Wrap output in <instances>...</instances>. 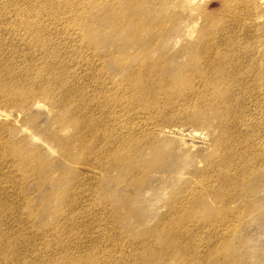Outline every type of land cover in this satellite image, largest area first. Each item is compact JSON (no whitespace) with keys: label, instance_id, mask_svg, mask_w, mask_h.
<instances>
[{"label":"rangeland","instance_id":"obj_1","mask_svg":"<svg viewBox=\"0 0 264 264\" xmlns=\"http://www.w3.org/2000/svg\"><path fill=\"white\" fill-rule=\"evenodd\" d=\"M146 9L158 27L133 37L97 25L112 11L102 0H0V81L17 87L0 89V216L16 236L15 248L0 247L5 264H264V0H152ZM208 38L209 51L243 71L237 97L226 96L233 114L217 119L205 103L220 105V73L231 67L189 79ZM144 54L175 74L166 86L194 87L155 130L126 78ZM57 78L80 95L93 129L85 119L62 125L40 94L28 99ZM173 91L171 102L188 89ZM138 129L128 150L151 142L136 157L135 169L150 167L139 179L126 177L121 144L110 142ZM258 148L263 159L243 156Z\"/></svg>","mask_w":264,"mask_h":264},{"label":"bare ground","instance_id":"obj_2","mask_svg":"<svg viewBox=\"0 0 264 264\" xmlns=\"http://www.w3.org/2000/svg\"><path fill=\"white\" fill-rule=\"evenodd\" d=\"M102 1H104L107 4V6L111 8L112 11L106 12L103 15H99L97 17V19H98L97 25L102 24L101 23L102 21H107L108 24H106V26H108V28L111 29V32H114L116 34H122V33H125V31H129V33L131 32L133 37H136L137 35L144 34V33H146L147 35H152L154 33L153 29L158 27V24H155L154 22H150L148 19V11L146 9V6L150 5L152 3V0H102ZM108 1L110 2V5H109ZM225 1L227 2V0H225ZM232 1L233 0H230V7L232 5ZM188 3H189V0H188ZM43 8L46 9V7H43ZM29 10H30V8L26 9V11H25L26 14L29 13ZM191 13H193V12H191ZM6 18H7V15L4 14L3 15L4 20H8V19L12 20V16H10L8 19H6ZM94 23H96L95 19H94ZM210 34L212 35V32ZM96 39H97V43H98L99 38L96 37ZM21 40L23 42H25V39H21ZM211 40H212L211 38H208L207 41L205 42V44H203V45H206L205 57H204V51H203L202 52L203 57L201 59V63L199 65V67L195 70V72L192 75H190L189 79L195 80L196 78L199 77L198 75L206 74V71H203L202 69H205L207 67H212V69L217 67L218 69H215L216 71H218L219 68L224 66V65L231 67L230 69H223L222 72L220 73L221 81L227 80L225 82L226 87H224L223 90L220 91L222 93V95L224 96L223 99L220 101V105L217 106V105H214V104H211L208 102L205 103L207 108H210V110L215 111V114H217V116H215V118L217 119L219 117V115L224 110H229V112H228L229 115L233 114V112H234L232 110L233 104L230 101H228L226 96L228 94H231V95L235 94L236 89L239 86L240 78L243 75V71H242L241 64L239 62H236L234 57L231 59H228L227 58L228 56L225 57L227 55V53L223 52V54L222 53L219 54V53H216L215 49H212L211 51H209L208 47L211 44ZM92 42L96 43V40L93 39ZM229 48H230V46H229ZM223 57H225V59ZM132 60L134 61L135 65H133V62L131 61V65H133L134 68L130 67V69L135 70V73H133L131 75L128 74L126 76V78H127V81L129 83H132L134 85L135 89L138 90V96H141L143 98V100H145V102L141 105H144L145 113L149 114V116H150L146 120H148V122L153 123V129L155 130L156 127H158L161 123V117H159V116L161 114H163V112H165L166 110L176 107V105L173 103L178 101L181 97H183L185 95L194 94V87L192 85H189L188 87H182L177 82H175L173 85H171L169 87L166 86L165 82L168 83V80L171 82L174 81L175 74H169V73L166 75L163 74L160 70H164V68H163L164 65H162L161 62L153 63L149 59L148 54H144L141 57V59L139 58V60H140L139 62H138V59L132 58ZM253 66H256V65L253 64L250 67H253ZM153 76L157 79V82L154 84H149L146 79L148 77H153ZM208 78H210V77H208ZM5 81H6V76L3 79V81H0V89H4L7 87V84ZM50 82H54V83L48 84L46 89L44 91H42L41 93H39V90H38L39 85L35 84L32 87V90H35V91H30L31 89L29 90L28 95H27L28 99L34 98L37 94H40V95H42V97L44 99L49 100V102L51 103V106L53 107V110L55 109V111L57 112L56 114L59 117V122L62 120V125H66V124H68V122H71V121L73 123H75V122L80 123L81 121L83 123H85V120H86V123L84 124V128L86 129L89 125L94 124L92 126V128H90V129H93V127L95 126V123L93 121H91V117L89 116L87 106L82 102L80 95L74 94L72 90L67 88L68 83L65 80H61V78H57L54 81H49V83ZM138 85L140 86V88ZM23 87H24V84L22 83V89H23ZM175 88H178V89L186 88V89H188V91L186 93L182 92L181 95H179L175 99L174 102H171L172 98L176 97V96H172V94L177 95V94L173 93L174 92L173 89H175ZM63 89H65L67 91L65 92L64 95H61L58 98V96H57L58 92L63 90ZM16 90H17L16 86L14 88L7 87L8 92H16ZM203 90H205V92L202 95L203 96L202 100H204L207 97V96L204 97V94L207 95L206 85L203 86ZM235 96L237 97L236 94H235ZM72 103H74V105ZM130 106H131V102L128 101L127 107L129 108ZM137 107H139V106H137ZM199 107L200 106H198V108ZM198 108L193 109V110H195L194 115L198 114L197 111H200V109H198ZM124 110H125V108H124ZM153 113H154V115L158 116V118L155 119L154 117H152L151 114H153ZM90 115H92V114H90ZM3 116H6L5 113L0 111V119H2ZM68 118H70V119H68ZM87 119H88V121H87ZM195 119L197 120L196 122H199V118H197V116H195V118H193V120H195ZM217 126H218V123H217ZM141 127H145V125L141 126ZM219 127L221 129H223L226 126L221 124V125H219ZM98 129H100V128H98ZM140 130L138 129L137 132L129 133L127 136L128 141L125 139L119 140V138L118 139H112L111 137L108 138V139H112V140H110V142L114 143L115 145L118 143L121 144L122 148L119 149V151H121V150L123 151V153L121 154L122 157L117 153L118 151L116 153L113 151V156H114L113 158L116 160V157H121L122 164L124 167L123 169L125 170L126 177H128V178L129 177L138 178V177L134 176V174L136 172H143V171L149 172L150 171V169H149L150 167H147V165H142L143 167H139L140 169H138V168L135 169V166H136L135 161H136L137 155L140 157L144 156V154H145L144 152L147 150V149H145V147L151 145V142L145 143V144H139L137 147L134 148V150H128V148H127L130 145L129 142H132L135 139H141L142 138V135H141L142 133L140 132ZM99 134H95V137H96L98 142L100 140ZM100 143H101V141H100ZM112 150H114V147L112 148ZM258 150H259V153H255L253 151H246L243 154V156L245 158L252 156L251 158L259 161V160L263 159V156L260 154V148H258ZM90 154H93V153L90 152ZM156 161H160V158H157ZM86 165L89 168L94 169L93 166H91L89 164H86ZM133 165H134V168H133ZM255 173H256V171L254 169H252V172L250 173V175L254 177ZM256 177H258V176H256ZM141 178H143V177H141ZM133 180H135V179H133ZM56 193H55V198H59L60 195H58ZM59 205L64 206V208L62 209V211L60 213L61 218H66L67 214L69 213L71 208H67L66 204H63L60 201H59ZM65 211H68V213ZM5 229H8L9 232L6 233ZM10 230L12 231L11 233H10ZM14 232H15V230L11 229L7 223L3 222L2 218L0 216V247L4 246L3 244L5 243L7 245H11L10 248H15V246L13 244L15 241L14 238H16ZM4 238L7 239V242L4 240ZM9 241H10V244H9ZM10 248L8 251L9 254L11 253V250H12V249L10 250ZM70 252H72V255L75 258V253L72 250ZM9 254H7V255L9 256ZM14 260L15 259H14V255H13V251H12L11 263ZM5 261H6V259L4 258V255L0 254V264H5ZM199 262L200 261H197L195 264H201L202 263V262H200V263Z\"/></svg>","mask_w":264,"mask_h":264}]
</instances>
